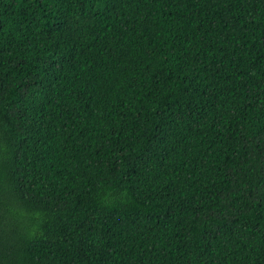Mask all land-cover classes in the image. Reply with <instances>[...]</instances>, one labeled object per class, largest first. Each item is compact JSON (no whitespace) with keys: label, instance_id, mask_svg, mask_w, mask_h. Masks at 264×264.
<instances>
[{"label":"trees","instance_id":"16d2710c","mask_svg":"<svg viewBox=\"0 0 264 264\" xmlns=\"http://www.w3.org/2000/svg\"><path fill=\"white\" fill-rule=\"evenodd\" d=\"M0 264H264V0H0Z\"/></svg>","mask_w":264,"mask_h":264}]
</instances>
